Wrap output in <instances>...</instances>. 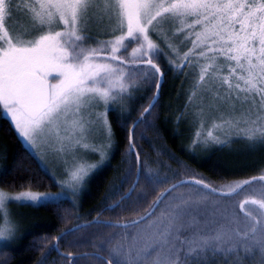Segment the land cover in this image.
I'll return each instance as SVG.
<instances>
[{"label":"snow or ice","instance_id":"obj_1","mask_svg":"<svg viewBox=\"0 0 264 264\" xmlns=\"http://www.w3.org/2000/svg\"><path fill=\"white\" fill-rule=\"evenodd\" d=\"M18 12L27 17L19 29L8 24ZM97 18L108 21L112 38L95 40L93 46L89 24ZM166 23L174 34L187 30L186 40L194 36L192 47L182 56L174 49L181 59L178 67L182 70L191 63L192 56L203 59L194 88L204 86L213 101L228 108L220 123L214 122L207 131L204 142L220 143L214 135L220 131L252 144L264 143V0H0V109L30 146L52 138L61 153L88 149L87 134L97 123L110 139L106 113L93 108L102 103L111 110L118 98L137 87V74L151 80L160 72L154 57L163 49L150 33L166 36ZM132 44L136 46L129 52ZM142 66L146 68L140 71ZM155 86L158 95L159 82ZM213 87H223V95L213 92ZM195 95L194 90L190 103ZM154 105L155 101L144 113ZM133 150L130 139L129 151ZM91 151L100 148L93 146ZM136 160L139 183L143 172L139 153ZM95 167L75 163L62 189L74 194ZM144 179L151 186L168 183L169 187L158 192L142 215L109 222L123 231L92 245L91 255L102 264H264V170L224 186L226 191L194 177L170 183L151 170ZM135 190L134 184L125 198L131 199ZM242 193L246 195L238 203L239 211L210 199ZM63 196L64 191L10 196L0 190V240H10L15 233L9 201L38 203ZM62 255L75 260L71 253Z\"/></svg>","mask_w":264,"mask_h":264},{"label":"trees","instance_id":"obj_2","mask_svg":"<svg viewBox=\"0 0 264 264\" xmlns=\"http://www.w3.org/2000/svg\"><path fill=\"white\" fill-rule=\"evenodd\" d=\"M157 44L163 49L162 54L154 57L160 72L151 80H143L137 74V87L130 89L125 108L112 109L108 113L116 137L115 153L109 164L94 175L82 196L81 209L89 213L79 217L68 199L26 205L23 210L24 215L29 217L25 221L26 228L16 244L0 247V264H102L91 255L95 251L92 245L98 246L111 233L123 231L119 227L109 226V222H125L142 215L158 192L169 187L168 183L149 185L144 179L148 170L168 177L170 183L194 177L214 187H223L225 191L227 188L224 186L249 179L264 170V143L252 144L234 135L226 139L227 142L214 141L204 148L196 146L194 128L188 124L186 113L189 96L194 90L196 93L202 91V87L199 90L194 88L195 77L191 79L189 73L192 70L195 75L194 66L186 64L188 69L185 74H179V57L175 51L170 52L158 40ZM92 45L95 46V42ZM135 46L130 45L128 51ZM124 55L127 58V54ZM145 68L142 66L140 71ZM157 82L160 84L158 95ZM220 89L213 87L212 91ZM208 94L209 105L218 102ZM153 101L154 107L144 113V109ZM220 107L227 108L226 105ZM214 109L217 110L216 107L209 108ZM215 117H218L217 113ZM221 134L217 132L215 135L221 139ZM228 136L223 135V138ZM130 139L134 145L131 152ZM0 149L3 164L0 171L1 188L9 191L56 189L53 179L23 145L11 122L1 113ZM136 153H139L140 162L143 163L139 183H136L137 169L140 168ZM134 184L136 190L131 193V199L125 198ZM180 191L187 189L181 188ZM141 195L143 198H139ZM245 195L242 193L228 199L213 195L210 199H219L222 206L230 210L235 207L239 211L238 203ZM77 225H80L79 230H75ZM69 229L73 231L69 233ZM65 253L73 254L75 260L62 255ZM84 253L89 255L84 256ZM102 254L107 256L106 252Z\"/></svg>","mask_w":264,"mask_h":264},{"label":"rangeland","instance_id":"obj_3","mask_svg":"<svg viewBox=\"0 0 264 264\" xmlns=\"http://www.w3.org/2000/svg\"><path fill=\"white\" fill-rule=\"evenodd\" d=\"M27 23V17L22 13H16L13 16V19L8 22V24L12 25L13 27H16L17 29L23 27ZM179 25L177 24L176 27ZM164 31L167 33V35H163V33L160 34H152L151 38L155 43H157V40L170 52L174 49H178L180 51V56L183 55L184 52H187L189 48L192 47L191 39H194V36L191 37V39H185V36H187V30H185L182 34H174L173 27L169 24L163 25ZM198 30V29H197ZM159 33V29L157 30ZM89 34L94 37L93 41H89L90 44H94L95 40H108L112 38V34L110 32V25L107 20L101 22L98 18L94 19L89 24ZM119 34V33H117ZM189 40V45L187 44V41ZM183 41V43H181ZM168 45H171L172 47L169 48ZM176 55V52H175ZM177 56V55H176ZM191 63H188V65L193 64L194 66V72L195 75L193 76V71L190 70L189 73L191 75V79H194L195 81L198 80L199 77V65L203 64L204 61L201 59L200 61H197L195 56L190 57ZM177 69L179 74H185L188 67L184 66L181 70L178 65L181 64V59L179 58V61H177ZM226 74V71L223 73ZM181 78V77H180ZM188 86H191V84H188ZM202 91L201 93L198 91L196 95L193 97V101L187 104L186 113L188 115V124L194 128V141L197 142L198 147L204 148L209 147V144H213L214 141L208 140L205 141V138L207 136V131L212 128L213 123H220V116L221 113L228 114V108L223 109L219 105V107H216L214 110H209V100L208 99V93H205L203 91V87L201 86ZM216 88V87H214ZM221 88V89H220ZM219 92L221 95L224 93V88L220 87ZM127 93L124 94L122 97L118 98L117 102L112 104V109H118L123 110L126 105V98ZM205 95V97H204ZM216 103V102H214ZM213 104V102H212ZM217 105L219 102L216 103ZM94 112L98 113H106L107 121L110 124L111 128V138L106 139V133L104 128L100 123H97L91 131L87 134V143L90 145L88 149L83 148H77L73 150L72 152H65L61 153L56 151L57 145L53 142L52 138H49L48 142L38 141L35 146H30L28 143H26L17 133L18 137L20 138L23 145L36 157V159L40 162L42 167L46 170V172L50 175V177L53 179V181L56 184L55 190H44V191H36V190H20V191H9L5 190L0 187V190L4 191L5 193H8L10 196L17 195L20 192L23 191H31L34 193H60L62 191L65 192V196L61 197L60 199H68L71 204L75 207L77 210V215L85 216L89 213V211H84L81 209V199L82 196L85 194L87 189L89 188L91 179L94 177V175L98 172L99 169H101L106 164H109L111 161V157L115 153V146H116V137L114 130L112 129L111 123L108 119V113L110 110H107L104 105L101 103L98 106H95L93 108ZM237 111H239V105H237ZM0 113L2 116H5L8 118V120L13 125L10 118L4 114L3 109H0ZM217 113L218 117H215ZM14 127V126H13ZM220 131H214V135ZM197 133H200L199 140L197 139ZM222 133V132H221ZM224 133L221 134V139H219L222 142H227L226 139L234 136V134L229 135L225 139L223 138ZM97 147L100 148L99 152H93L91 151V147ZM2 150L0 149V171L3 168L2 159H1ZM77 162H86L88 164L96 165L94 169L89 170L88 175L85 177V179L81 182L79 187L75 190V193L70 189L63 188L61 185L64 183V181L68 178V172L73 168L74 164ZM49 201H56V200H49ZM46 201H40L38 203L33 202H25V201H9L7 203V210L10 212V218L15 224V233L12 239L10 240H0V247H11L13 244H16L18 242V239L23 234L26 223L29 219L27 215H24V208L25 206L30 205H37L40 203H43ZM0 223H2V220H0Z\"/></svg>","mask_w":264,"mask_h":264}]
</instances>
